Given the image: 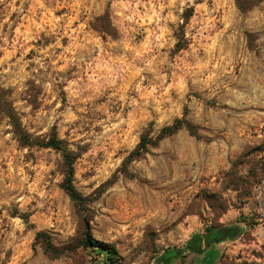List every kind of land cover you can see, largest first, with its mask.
<instances>
[{
    "label": "rangeland",
    "instance_id": "rangeland-1",
    "mask_svg": "<svg viewBox=\"0 0 264 264\" xmlns=\"http://www.w3.org/2000/svg\"><path fill=\"white\" fill-rule=\"evenodd\" d=\"M188 5L189 43L175 51ZM104 13L114 36L94 28ZM0 82L28 132L54 126L79 152L73 184L115 264L183 256L224 215L239 228L222 264H264V172L249 197L222 190L244 146L264 139V0L245 13L234 0H0ZM185 108L199 138L182 128L130 162L132 177L118 171L146 129L155 135ZM60 163L52 148L22 146L0 117V264H110L81 243ZM213 191L228 203L218 221ZM38 231L65 252L48 257Z\"/></svg>",
    "mask_w": 264,
    "mask_h": 264
},
{
    "label": "trees",
    "instance_id": "trees-1",
    "mask_svg": "<svg viewBox=\"0 0 264 264\" xmlns=\"http://www.w3.org/2000/svg\"><path fill=\"white\" fill-rule=\"evenodd\" d=\"M263 0H234L237 9L245 13L255 6H258ZM194 13V7L188 5L182 13V23L174 30L176 42L174 45L175 51H180L187 47L189 41L185 36V25ZM96 24L94 28L104 34L114 36L115 28L112 25L108 13H104L95 19ZM250 35V34H249ZM0 117L6 119L7 123L11 127L16 140L22 146H40L48 147L58 151L61 155L60 170L62 173V181L60 187L68 195V197L74 203V206L80 216V221L83 226V233L81 236V243L84 247H96L105 252V259L110 264H115L113 255L115 248L109 247L107 244L98 242L92 238L87 216V203L89 198L83 196L73 184L74 176V163L77 159L79 152L72 150L68 144L58 137L55 127L52 126L49 133L44 136L32 135L28 132L22 124V120L19 112L16 110L14 103L11 99V89L5 87L0 82ZM186 129L187 132L199 138L198 127L187 118V108H185L182 117L175 118L171 124L161 127L155 135H152L151 126L146 129L139 138L138 143L132 151L123 160L121 168L118 169L124 176L132 177V174L127 168V165L133 160L140 159L149 151V147L158 146L159 142L180 129ZM253 158V159H251ZM249 162L248 168H244L245 172H242L240 168L242 165ZM244 167V166H243ZM239 169V170H238ZM242 169V168H241ZM264 172V139L258 144H248L244 146L240 155L231 162V169L223 173L222 178V190L232 189L237 191L240 195L245 197L251 195V188L262 180L261 173ZM209 206L214 212V220L221 217L228 209V203L220 192L213 191L206 195ZM221 223L210 224L209 228L205 229L206 232L219 229ZM237 233L238 229L232 228ZM197 238L193 236L191 240ZM189 242L187 248H191L192 242ZM35 241L40 244L43 252L50 258H56L65 252L63 247H59L53 244L50 235L45 231H38L35 234ZM98 253V252H97ZM171 254V253H170ZM177 255V254H176ZM164 256V254H163ZM224 256L220 258L217 264H222ZM167 261V260H166Z\"/></svg>",
    "mask_w": 264,
    "mask_h": 264
},
{
    "label": "crops",
    "instance_id": "crops-1",
    "mask_svg": "<svg viewBox=\"0 0 264 264\" xmlns=\"http://www.w3.org/2000/svg\"><path fill=\"white\" fill-rule=\"evenodd\" d=\"M226 216L224 215L220 218L222 227L219 229L209 233L203 228L198 231L200 234L195 233L197 238L191 240V248L182 247L183 256L164 254L159 259L157 258L154 264H217L225 253V247L228 242L236 237V232L232 229L233 222H229L231 218H227ZM240 228H243V226Z\"/></svg>",
    "mask_w": 264,
    "mask_h": 264
}]
</instances>
